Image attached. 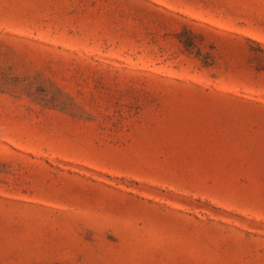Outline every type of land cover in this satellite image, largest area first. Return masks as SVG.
Segmentation results:
<instances>
[{
    "label": "rangeland",
    "instance_id": "1",
    "mask_svg": "<svg viewBox=\"0 0 264 264\" xmlns=\"http://www.w3.org/2000/svg\"><path fill=\"white\" fill-rule=\"evenodd\" d=\"M0 264H264V0H0Z\"/></svg>",
    "mask_w": 264,
    "mask_h": 264
}]
</instances>
